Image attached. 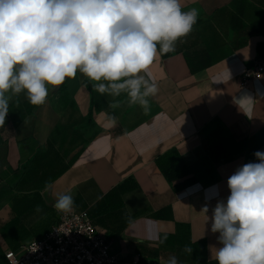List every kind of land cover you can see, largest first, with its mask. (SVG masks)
<instances>
[{"label": "crops", "instance_id": "0c3cea01", "mask_svg": "<svg viewBox=\"0 0 264 264\" xmlns=\"http://www.w3.org/2000/svg\"><path fill=\"white\" fill-rule=\"evenodd\" d=\"M181 4L183 11L198 9L197 23L174 51L158 54L150 66L159 91L148 98L147 114L126 93L94 91L79 72L55 89L48 85L40 106L24 93H6L9 113L0 127L4 253L19 250L2 231L10 221H19L22 232L13 243L21 246L51 229L56 195L70 194L74 209L89 212L110 237V252L122 260L163 264L175 255L180 264H217L210 246H221L219 233L211 232L201 209L207 204L211 217L217 201L230 194L228 177L258 162L254 153L264 151V73L249 87L240 85L245 68L264 57V32L246 34L264 20V0ZM189 58L202 69L193 71ZM245 95L253 99L250 118L234 103ZM177 156L196 175L213 170L215 180L177 190L159 165ZM128 180L138 187L119 192ZM185 245L193 248L191 255Z\"/></svg>", "mask_w": 264, "mask_h": 264}, {"label": "clouds", "instance_id": "9594fccd", "mask_svg": "<svg viewBox=\"0 0 264 264\" xmlns=\"http://www.w3.org/2000/svg\"><path fill=\"white\" fill-rule=\"evenodd\" d=\"M182 9L181 0H0V127L9 113L6 93H24L40 106L48 85L55 89L78 72L94 91L126 93L147 114L148 98L159 91L150 66L158 54L174 51L197 23L198 9ZM234 103L251 117V96ZM254 156L258 162L228 177L230 194L217 201L211 217L207 204L201 209L211 232L219 233L221 246H210L217 264H264V151ZM74 206L72 195H56L57 212L70 213ZM36 211H42L39 205ZM183 251L191 255L193 248L185 245ZM163 264L180 261L173 255Z\"/></svg>", "mask_w": 264, "mask_h": 264}, {"label": "built area", "instance_id": "2783aa9c", "mask_svg": "<svg viewBox=\"0 0 264 264\" xmlns=\"http://www.w3.org/2000/svg\"><path fill=\"white\" fill-rule=\"evenodd\" d=\"M264 73V57L249 64L241 78V88L249 87ZM110 237L101 232L86 210L57 212L51 229L21 245L8 249V264H139L125 261L110 252ZM149 264H160L150 262Z\"/></svg>", "mask_w": 264, "mask_h": 264}, {"label": "trees", "instance_id": "16d2710c", "mask_svg": "<svg viewBox=\"0 0 264 264\" xmlns=\"http://www.w3.org/2000/svg\"><path fill=\"white\" fill-rule=\"evenodd\" d=\"M258 32H264V20L255 23L250 28H248L246 34L247 36H249ZM164 55L167 56L168 53ZM189 62L192 66L193 71H198L202 69V67L194 66L191 58H189ZM159 165L162 171L164 172V174L166 175V177L170 181L177 182L176 185L177 190L184 189L190 185L197 183L200 180H205L206 182H211L215 180V172L213 170H207L201 174L196 175L189 169L188 162L186 161V159L180 156L174 157L173 159L167 161L161 160L159 161ZM137 187H138L137 182L128 180L118 187V191L125 193ZM37 205L41 206L40 203H35L33 207L36 208ZM42 206H44L43 203ZM2 231L4 236L8 239V241H10V244H12L14 248L20 247V244L13 243V239H16L22 232V230H20L19 228V221L17 219H13L12 221H10L3 228ZM5 263L8 264V260L5 257V253L0 249V264H5Z\"/></svg>", "mask_w": 264, "mask_h": 264}, {"label": "rangeland", "instance_id": "374dc122", "mask_svg": "<svg viewBox=\"0 0 264 264\" xmlns=\"http://www.w3.org/2000/svg\"><path fill=\"white\" fill-rule=\"evenodd\" d=\"M54 219H55V217H54Z\"/></svg>", "mask_w": 264, "mask_h": 264}]
</instances>
